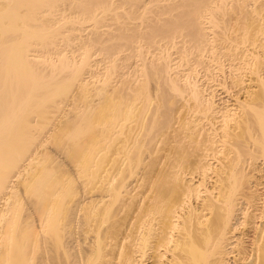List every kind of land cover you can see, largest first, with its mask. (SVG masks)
I'll return each instance as SVG.
<instances>
[{
	"label": "bare ground",
	"instance_id": "6f19581e",
	"mask_svg": "<svg viewBox=\"0 0 264 264\" xmlns=\"http://www.w3.org/2000/svg\"><path fill=\"white\" fill-rule=\"evenodd\" d=\"M246 1L239 0V9L241 4L249 6ZM213 4L219 2L0 0V264H149L152 260L160 264H264V0L250 2L253 8H241L247 16L255 6L260 15V21L257 14L254 19L259 25L245 19L251 24L246 26L243 20L244 28L250 26L251 31L239 26L242 21L236 25L245 31L244 38L240 34L243 40L236 37L238 29H233L232 37V26L226 34L223 19L226 30L220 35L225 36L218 35L222 41L216 35L211 37L206 24L215 12ZM250 21L255 23L254 29ZM213 25L221 27L219 21ZM77 52L82 55L80 60ZM95 54L99 57L93 61ZM213 61L222 67L228 63L229 70L218 64L221 70L227 69L226 76L221 71L227 78L219 84H227L222 87L231 89L236 104H229L230 100L219 97L207 81L198 79V69L213 71ZM96 68L107 72L100 74ZM118 68L127 77L122 75L125 80L120 82H126L128 90L127 84H122L120 91L111 87V75ZM216 69L211 78L220 71ZM192 71L198 75L193 76ZM246 82L255 83L247 89ZM154 89L161 91L163 99L167 94H173L172 98L180 95L183 107H188L183 110L190 112L184 114L190 117L186 116V121L181 116L186 122L173 131L169 113L174 110L171 112L165 99L170 112L163 113L160 108L163 118L159 109L156 113L157 105L151 125L144 128L140 123L142 130L135 132L136 138L133 132L135 140L129 139L137 129L131 123L144 119L152 97L158 98L159 91ZM242 89H247L242 94L245 99L240 98ZM69 98L73 114L67 113L69 118L60 121L68 120V125L52 127L48 141H56L64 155L78 163L73 164L81 173L76 171L79 178L85 176V182L98 183L99 188L106 186L107 194L100 197L79 195L81 190L73 187V180L63 176L67 174V168H62L65 163L46 151L45 141L39 140ZM141 99L143 108L141 102L135 108ZM171 125L176 132L172 137L177 140L166 136L169 148L155 147L153 140H159L160 132L163 136ZM95 126L100 130L92 132ZM116 128H130L131 133L124 135L126 141L114 135ZM89 130L92 133L85 137ZM66 135L67 141L61 144ZM104 139L109 142L108 151H113L116 143L123 146L114 149L124 153L122 166L119 163L114 168L118 175L105 167L112 157L106 150L101 156L110 160L95 157L104 149ZM145 164L149 167L142 171ZM134 168L142 172L136 181H129ZM27 193L36 201H25ZM34 202L37 207L31 205ZM116 202L114 219L106 211H112ZM104 212L105 218L112 217V223L100 218ZM123 213L132 217L128 228L124 223L125 232L119 218L125 220L128 215ZM33 214L40 218L42 233L56 236L55 258L47 257L44 243L39 244L43 238L38 236L40 230L24 226V222L34 225L35 221H27ZM120 214L125 218H117ZM61 232L70 233L69 238ZM45 237L47 241V234ZM31 244L34 251L28 248ZM46 245L50 249L51 245ZM40 249L43 251L38 254ZM29 250L32 252H26Z\"/></svg>",
	"mask_w": 264,
	"mask_h": 264
},
{
	"label": "rangeland",
	"instance_id": "374dc122",
	"mask_svg": "<svg viewBox=\"0 0 264 264\" xmlns=\"http://www.w3.org/2000/svg\"><path fill=\"white\" fill-rule=\"evenodd\" d=\"M252 1H253V0H252ZM252 1H251V0H247V1H246V3H249V4H246V5H249V6H247V7L253 8V5H252V7H251V4H250V2H252ZM260 1L262 2V0H260ZM218 2H219L218 6L215 5V4H213V5H215V7L213 8V11H215V12H213V15H216V14H217L216 17H218V18H216V17L214 16V18L212 19V16H213V15H210V14H209V15L211 16V18H208V19H207V21L209 20V23H210V24L207 23L206 25H209L208 27H209V32L211 33V34H210L211 37H212V35H213V36H215V35H216V36H218V35H219V36H222V35H220V33H221V31H224V29L226 30L225 27H227V29H228L227 32H226V34H227V33H230V31H231V26H232V30H233V29H234V30H237V29L239 30V28H240L239 26H241L243 29H245L244 27H246V26L249 24V22L247 23L246 20L248 21L249 19H250V20L253 19V22H255L254 19L257 18V16H258V18H259L258 20L260 21V15H258V13H257V12L259 11V9H258L257 7H255V6H254V9H252V10L249 8V11H252V13L247 11V12H246V13H247V16H246V14H243V13L245 12V9H241V8H243V6H244V8H247V7H245V5H242V4L240 5V4H239L240 6H242V7H240V9H239V7H238V2H239V0H217V3H218ZM258 3H260V2H257V5H258ZM216 7H217V8H216ZM218 8H219V9H218ZM221 8H223L222 10H224L223 13L225 12V14H223V13L221 12L222 10L220 11ZM255 8H256V10L258 9L257 12L255 11ZM214 9H216V10H214ZM247 9H248V8H247ZM247 9H246V10H247ZM253 10H254V11H253ZM241 11H244V12L241 13ZM254 12H255V13H254ZM249 13H251L250 15H252L253 17H252V16H250L251 18L248 17V14H249ZM256 14H257V16L255 17ZM259 14H261V12H260ZM243 15H245V16H243ZM241 16H242V17H241ZM240 17H241V18H240ZM247 17H248V18H247ZM222 19H223L224 21H226V23H227L228 25H227L226 23H225L226 26L223 25V24H224V21H223ZM238 19H239V21H238ZM245 19H246V20H245ZM212 20L214 21V23L212 22ZM243 20H244L245 23L243 22ZM258 20H256V22H258ZM210 21H211L212 23H211ZM215 21H216V23L219 21L221 27H217V25H216V27H217V28H216L215 25H213V24H215ZM241 21H242V25H239L238 27H236V25H238L239 22L241 23ZM253 22L250 21V23H252V26H251V27H253V29H254V28H255V27H254V24H255L256 22H255L254 24H253ZM236 23H237V24H236ZM243 23H244L245 25H246V23H247V25L245 26ZM210 25H211V26H210ZM222 25L225 26V27L222 28V27H223ZM234 25H235L236 29H235V27H233ZM249 25H251V24H249ZM255 25H259V24L256 23ZM218 26H219V25H218ZM229 26H230V28H228ZM212 27H213V28H212ZM242 28H240V29H242ZM243 29H242V31H243ZM253 29H252V30H253ZM210 30H212V31H210ZM234 30L231 32V33H232V37L235 36L234 32H236V31H234ZM238 30H237V33H236V37H237V38L240 37L239 39H241V36H242V35L244 36V34H242V33H244L245 31H243V32L240 31V32H241V33H240V32H238ZM245 30H246V31H247V30H248V31H251L250 26H249V29H245ZM207 31H208V30H207ZM219 31H220V32H219ZM228 31H229V32H228ZM218 32H219V34H218ZM224 32H225V31H224ZM224 32H222V34H224ZM238 33H239V34H238ZM240 34H241V36H240ZM228 35H230L229 37H231V34H228ZM238 35H239V36H238ZM216 36H215L216 39L222 41V37L225 36V35H223L222 37H219V36H218L220 39L217 38ZM243 36H242V38H244ZM212 39H213V38H212ZM227 39H228V37H227ZM241 40H243V39H241ZM226 42H227V41H225L224 44H225ZM226 44H227V43H226ZM180 45H181V43H180ZM153 49H154V48H152V50H153ZM174 49H176V48H174ZM174 49H173V50H174ZM155 50H157V49H155ZM155 50H154V52H155ZM158 51H159V49H158ZM158 51H156V53H159ZM174 51L176 52V50H174ZM174 51H173V52H174ZM149 53L152 54L153 52H149ZM149 53L147 54V55H148L147 57H151V56H149V55H150ZM75 54L77 55L76 57H77L78 60H80V59L82 58V55H79L78 52L75 53ZM152 55H154V54H152ZM74 56H75V55H74ZM98 57H99V55H98V54H95V55L92 57V60L94 61V60H96ZM135 58H136V57H135ZM137 58H138V57H137ZM137 58H136V60H137ZM218 59H219V58H218ZM134 60H135V59H134ZM136 60H135V61H136ZM211 63H213V64L216 65V66H215V65L212 64V66L215 67V68H211L213 71H208L209 69L206 71L204 68H200V69H198V71L200 70L201 73H200V72L198 73L197 71L194 72V73H193V71H192L191 73H193V76L199 74V75H198V79H202V78H203L205 81H207V82L209 83V85H211V88L215 89L216 93L220 95L219 97H222L223 99L226 98V99H227V102H229L228 100H230L229 104H231V105H232V103H233V104H236L235 102L232 101L233 99H235V101H236V98L234 97V95L231 94V95H233V96L230 97V94H229V91H228L230 88H228V86H227L228 89H225L226 87H225V88L222 87V86H225V85H227V84L220 85V84H222V82H224L225 79L227 78V77H226V78L224 79L223 77H225V76L227 75V74H226V71H227V69L229 68L228 63L226 62V64H227V65H225L226 67L224 66L225 62H224V64H223V66H224L225 68H227L226 70H223L224 67H222L221 63L219 64L217 61H216L215 63H214V61L211 62ZM216 63H217V64H216ZM222 63H223V61H222ZM218 64L221 65V68H223V69H222L223 71L221 70V68H218V67H219ZM101 66H102V65H101ZM101 66H100V68H101ZM216 67H217V69H216ZM198 68H199V67H198ZM215 69H216V72H218L219 69H220V71H219L218 73H215V75H217L216 77H215V75H214V76H213L214 78H211V77H210V76H211L210 73H211V72H214ZM217 70H218V71H217ZM228 70H229V69H228ZM221 71H222V72H225V73H224L225 76L223 75V73H222ZM96 72H98V73L104 75V74H106L107 71H104V70L101 71V69L98 70V69L96 68ZM140 73H141V72H140ZM140 73L138 72V74H140ZM196 73H198V74H196ZM134 74H136V73H133V74H131V75H134ZM138 74H137V75H138ZM141 74H142V73H141ZM213 74H214V73H213ZM213 74H212V75H213ZM221 74H222V75H221ZM122 75L124 76V73H123V71H122L120 68H118L117 70L114 71V73L111 75V87H113V86L115 87V86H116V88L120 91V86H121V88H124V87H122V84H123V85L125 84V86H126V84H127L126 82H125V83H121V82H120V81L122 80V78H123ZM218 75H219V76H218ZM87 76H88V75H87ZM100 76H102V75H100ZM125 76H126V75H125ZM125 76H124V77H125ZM127 76H128V75H127ZM90 77H91V75H90ZM195 77H196V76H195ZM126 78H127V77H125V79H126ZM246 78L248 79L249 76H247ZM123 79H124V78H123ZM125 79H124V80H125ZM203 79H202L201 81L205 82ZM96 80H97V79H96ZM124 80H123V81H124ZM123 81H122V82H123ZM221 81H222V82H221ZM228 81H229V80H228ZM228 81H227V83H228ZM98 83L100 84L101 82L98 80ZM119 83H121V85H119V87H118L117 84H119ZM137 83H138V82H137ZM137 83H136V84H137ZM219 83H220V84H219ZM252 83H253V82H249V83L246 82V84H245L246 86L249 84V86H247L246 88L248 89ZM254 83H255V82H254ZM254 83H253V85H254ZM139 84H140V83H138V85H139ZM134 85H135V84H134ZM156 85H157V84H156ZM209 85H208V86H209ZM152 86H153V85L151 84V88H152ZM154 86H155V85H154ZM111 87H110V90H111V89H115V88H111ZM127 87H128V84H127V86H126L125 88L127 89ZM134 87H135V86H134ZM136 87H138V86L136 85ZM155 88H157V86H156ZM126 89H125V90H126ZM247 89H246V90H247ZM125 90L123 89L122 92H124V93L127 92V91H125ZM127 90H128V89H127ZM155 90H157V89H154V91H155ZM226 90H227V91H226ZM230 90H231V89H230ZM246 90H245V89H242V90H240V92L238 91V92L241 94V96H240L241 99H245V98H243V96H244V92H245ZM119 91H118V92H119ZM129 91H130V89H129ZM157 91H159V90H157ZM157 91H156V92H157ZM242 91H243V93H241ZM160 93H161V91L157 92V94H159L160 96H159V95L157 96V95H155V93H154V95L157 96L158 98H155V97L153 96L154 98L152 97L151 102L149 101L150 104H149V105L147 104L148 106L152 105V106H150L151 108L148 107V111H147V108H146V111H145V112H147V113L149 114V116H147V115H148V114H147L146 117L144 118L145 120L147 119L148 122H147V120H146V122H145V121H144V122H143V121L140 122L141 119L144 120V119L141 117V119L138 118V119L136 120V121L139 120V123L136 122L135 125H134L133 122L131 123V125L133 124L134 128H137V129H133V128H132L133 126H129V127H131V130H132V129L134 130V131H131V130H130V131L132 132V134H133V132H134V134H135L136 131H138V133H139V132L142 130V129H140L141 126H143V127L145 126L144 128H146V126L148 127V125H151V124H149V121H150V122H151V121L153 122V120H151V119H152V116L155 114V112H154L155 110L153 111V109H155V107H156L157 105H160V106H158V107L156 108V113H158V112H157V109L160 110V108H161V110H162V109H163V110H165V109L167 110L168 108H170V107H168V105L170 104L169 106H171L172 110H171V109H168V110H169V112H170V110H171V112H173V110H174V113H173V114L169 113V116L172 115V117H171L172 119H171V120H172V122H173V123H172V122L170 123V121H169V124H173V126H174L175 129L171 128V127H173V126L171 125V126L168 128L169 130L167 129L168 131H167L165 134H163V136H161V132H160V137L157 136V137L159 138V140L157 139V137H156L157 140H153V142H156V143H154V145L157 144L158 147L160 146V148H162V149H163V147H164L165 150H167V148H169V146L166 145V142H165V141H167V139L165 140V138L168 137V140H169V138H172V139H173V137H172V133H175V134H176V132H173V131L178 130V127H179V128H182V127H183V126H182L183 124L181 125V122L183 123V121H185L186 119L188 120L187 117H190V116L187 115V114H186V115L184 114V113H186L189 109H188L187 111H186V110H185V111L183 110V109H187L188 107H187L186 105H185V106H186L185 108L183 107L184 104H183L182 102H184V101L182 100L183 98H182L180 95H175V97L172 98V97H170V96L173 95V94H167V95H166V98L164 97V99H163V98H160V97H161V94H160ZM230 93H231V92H230ZM239 93H238V94H239ZM240 94H239V95H240ZM242 94H243V96H242ZM245 94H246V92H245ZM176 96H178V97H176ZM179 96H180V97H179ZM227 96H228V97H227ZM162 97H163V96H162ZM169 97H170L171 99H169ZM229 97H230V98H229ZM159 98H160V99H159ZM181 98H182V99H181ZM157 99L161 100V101H159L160 103H158V100H157ZM162 99H163V101H162ZM165 99L169 100V104H168V103H166L167 105L165 104V102H168V101L165 100ZM226 99H225V100H226ZM70 100H71V99L69 98V100H66V101H64V102L61 104V107H62V108L56 113V116H55V119H54V123H52V124L50 123V125H51L50 128L48 127V128H49L48 130L46 129L45 132H44L43 134L39 135V136H40V139H39V137H38V139H39L41 142H44V141H45V146H44L43 148H44V149H47L46 151H48V152L51 151V152L53 153V155L57 158L58 161H59V160H60V161L62 160V164H64V163H65V164L67 163L66 165L70 164V165H68V166H66L65 164H64L65 166L62 165L63 171L67 168V170H66L67 174H66V173H63V174H65V175H63V176H64L65 179H67V180L69 179V180H68L69 182H70V179L73 180L74 185H76V186H73V187H76V188H78L79 190H81V191H78V189H77V191L79 192V195H80V193H81V194L84 193V195H86V196H87V194H88V197H91V196H93V197H95V198H96L97 196L100 197L102 194H107V192L105 193V191H107V190H105V189H107V188H105L106 186H104V187L101 186V188H99V187H100V184H99V186H97L98 183H97L96 186H95L94 182L92 183V181H91V183L85 182V178H86V177L83 176L84 174H82V176H83L82 178H81V176H80V178H79V173H80V171H78L79 169H78L77 166L75 165L77 162L74 161V160H73L72 158H70V157L67 158V156L64 155L65 152H64V151H61V148H60V147L58 148L59 145H57V142H56V141H54V142H53V140L48 141V138H49V135H50V132H51L50 130L52 129V127H53V129L55 130L56 128H54V126H55V127L58 126V127L60 128V127H64V126H63V125H65L64 123H66V124L68 125V120H67L66 122L62 123V124H61V122H63V119H67V118H69V117H66V114H67V113L70 112V113H69L70 115L67 114V116H71V114H73V112L71 113L72 105H71ZM153 100H154V101H153ZM155 100H156V101H155ZM164 101H165V102H164ZM136 102H137V101H136ZM136 102L131 103V105H133V104L136 103ZM140 102H141V104H140ZM156 102H157V104H156ZM163 102H164V103H163ZM69 103H70V106H69ZM151 103H152V104H151ZM81 104H82V103H81ZM139 104H140L141 106H140ZM144 104H145V103H144V100L141 99V100L139 101V103L137 102V103L135 104V105H136L135 108H137V107H139V106H140V108H141V107L143 108ZM163 104H165L167 107H165V105H163ZM181 104H183V105H181ZM137 105H138V106H137ZM142 105H143V106H142ZM162 105H163L165 108H163ZM129 106H130V105H129ZM133 106H134V105H133ZM235 107H236V106H235ZM237 108H238V107H237ZM68 109H69L70 111H68ZM66 110H67V112H66ZM150 110H151V111H150ZM161 110H160L159 113H158V114H160V115H163L164 112H168V110H167V111H163V110H162V112H163V113H162ZM149 111H150V112H149ZM237 111H238V110H237ZM239 111H240V110H239ZM108 112H109V111H108ZM142 112H144V111H142ZM142 112H141V115H144ZM145 112H144V113H145ZM151 112H152L153 114H151ZM240 112H242V109H241ZM110 113H111V112H109V114H110ZM189 113H190V112L188 111V114H189ZM64 114H65V116H64ZM109 114L107 113V116H109ZM158 114H157V115H158ZM160 115H159V116H160ZM175 115H176L177 117H175V119H173V116H175ZM184 115H185V116H184ZM150 116H151V117H150ZM154 116H155V115H154ZM181 116H182V118L184 117L185 120L183 119V120L181 121V120H180V119H181ZM186 116H187V117H186ZM160 117H161L160 119H162V116H160ZM178 117H179V118H178ZM132 118H133V121H134V117H132ZM153 118H154V117H153ZM163 118H164V115H163ZM154 119H156L157 121H159V120H158L159 118H157V117L154 118ZM176 119H177V120H176ZM61 120H62V121H61ZM179 120H180V121H179ZM187 120H186V121H187ZM60 121H61V122H60ZM64 121H65V120H64ZM174 121H175V122H174ZM177 121L180 122V125L178 124L179 122H177ZM186 121H185V122H186ZM128 122H129V120H128ZM128 122H127V124H128ZM130 122H131V121H130ZM130 122H129V123H130ZM152 122H151V123H152ZM185 122H184V124H185ZM59 123H60V124H59ZM140 123H141V124H140ZM176 123H177V124H176ZM127 124H126V126L130 125V124H128V125H127ZM139 124H140L141 126H140ZM163 124H164V123H163ZM165 124H166V123H165ZM175 124H176V125H175ZM56 125H57V126H56ZM136 125H138V126H136ZM161 125H162V124H160L159 127H162ZM48 126H49V125H48ZM101 126H102V125H101ZM181 126H182V127H181ZM58 127H57V128H58ZM95 127H96V126H95ZM95 127H93V128L91 129V130H93L92 132L97 131V130H98V131L100 130L99 126L96 127V128H95ZM164 127H165V126H164ZM166 127H167V126H166ZM184 127H185V126H184ZM101 128H102V127H101ZM118 128H119V127H118ZM120 128H121V127H120ZM127 128H128V127H125V129H127ZM144 128H143V129H144ZM116 129H117V128H116ZM116 129H115V130H116ZM129 129H130V128H129ZM129 129L126 130V131H124V129H123V130L120 129L121 131L117 129L119 133L116 132V134H114V135H117V136H120V137H121V135L123 134L122 131H124V132H126V134L124 133L123 136H124V135L127 136L128 133H131V132L129 131ZM139 129H140V130H139ZM172 129H173V131H172ZM91 130H89L88 132H86V133L84 134V136L87 137V135L91 134V133H92ZM117 130H116V131H117ZM180 130H182V129H180ZM128 131H129V132H128ZM89 132H90V133H89ZM120 132H122V134H121ZM170 132H171V133H170ZM88 133H89V134H88ZM95 133H96V132H95ZM117 133H118V134H117ZM136 133H137V132H136ZM167 133H168V134H167ZM120 134H121V135H120ZM134 134H133L132 136H131V135H128L129 139H130V137H131V139H133L134 137L136 138V134H135V136H134ZM67 135H69V133H68ZM67 135L64 136L65 138L63 137L64 139H61V140L59 141L61 144H62L63 142H66V141H67V139H66V138H67ZM114 135H113V137H114ZM137 135H138V134H137ZM164 135H165V136H164ZM173 135H174V134H173ZM70 136H72V135H69V137H70ZM123 136H122L121 138L119 137V139L122 140V141H123V140L126 141L128 137L125 138V136H124V138H123ZM133 136H134V137H133ZM166 136H167V137H166ZM170 136H171V137H170ZM174 136H175V135H174ZM69 137H68V141H69L68 143H70V141H71V140H69ZM161 137H162V138H161ZM114 138H115V137H114ZM122 138H123V139H122ZM135 138H134V140H135ZM175 138H176V140H177V136H176ZM65 139H66V140H65ZM146 139H147V138H146ZM146 139H145V140H146ZM160 139H161V142H160ZM64 140H65V141H64ZM104 140H105V139H104ZM104 140H103V142H104ZM116 140H117V139H116ZM163 140H164V141H163ZM173 140H175V139H173ZM176 140H175V141H176ZM40 141H39V143H40ZM122 141H120V142H122ZM146 141H147V140H146ZM171 141H172V140H171ZM55 142H56V143H55ZM103 142H102V143H103ZM105 142H106V140H105ZM118 142H119V140H118ZM131 142H132V143H137L136 141H133V140H132ZM148 142H152V140H150V141H148ZM153 142L150 143V147H151V145H153ZM172 142H173V141H172ZM107 143L109 144V142L103 143V144H105V145H104V149H100V151H99V149H98L97 152L99 151L98 153H100V152H101V153H100V154H98V153L95 154V157H96V159H97V156H100V158H103V157H102V156H103V152L106 150V152H108L107 155H109L110 157L112 156V157H111V160H110V159H109V156H107L108 159L110 160L109 162L107 161V160H108L107 157H106V159L103 158L104 160L107 161V165H108V166L105 165V167H108L107 169H111V171H113V172H112L113 175H115V174L118 175V172H117V173L114 172L117 168H116V169H114V168H115L116 164H117V166L119 165L120 161L122 160V158H120V157H123L124 155H122V154H124V153H122L121 150H120V152H119V150L117 151V150H114V149H117L119 146L121 147L122 145H120V144L118 145V143L115 142L118 146H117V145H116V146L114 145V146H115V147H113L114 149L112 148L113 151H108V150H109V145H108ZM129 143H130V142H129ZM160 143H161V144H160ZM170 143H171V142H170ZM58 144H59V143H58ZM106 144H107L108 146H107ZM121 144H122V143H121ZM159 144H160V145H159ZM167 144H168V143H167ZM173 144H175V143H173ZM101 145H102V144H101ZM101 145H100V148L103 147V145H102V146H101ZM130 145H132V144L130 143ZM157 145H155V147H156ZM106 146H107V147H106ZM167 146H168V147H167ZM122 147H123V146H122ZM107 148H108V150H107ZM112 149H110V150H112ZM118 149H119V148H118ZM62 150H63V149H62ZM103 150H104V151H103ZM115 151H116V152H115ZM163 151H164V150H162V152H163ZM106 152H105V155H106ZM111 152H113V153H111ZM114 152H115L116 155H119V154H121V155L116 156V155L114 154ZM117 152H118V153H117ZM101 154H102V156H101ZM113 155L116 156V158H115ZM159 155H161V153H160ZM117 157H119V158H118V159H119V160H118V163H116L117 161L114 163V160H117ZM113 158H114V159H113ZM98 159H99V157H98ZM112 159H113V160H112ZM120 159H121V160H120ZM70 160H71V161L73 160V162H71ZM104 160H103V161H104ZM112 161H113L114 164L112 163ZM73 163H75V164H73ZM108 163H109V164H108ZM111 163H112V164H111ZM121 163H122V161H121ZM121 163H120V166H122ZM77 164H78V163H77ZM104 164H106L105 161L103 162V165H104ZM110 164H111V166H110ZM71 165H72V166H71ZM113 165H114V167H112ZM74 166H75V168H74ZM120 166H119V167H120ZM145 166H147V164H145L144 166H142L143 169H144V170L142 169V171H145V169L147 170V168L149 167V166H147V167H145ZM64 168H65V169H64ZM76 168H77V169H76ZM73 169H75V170H73ZM112 169H113V170H112ZM68 170H69V171H68ZM76 171H78L79 173L77 174ZM133 171H134L135 173H134V172H133L134 174L131 173L132 176L130 177V180H129V181H131V180H132V181H136V180H137V177H139V175H140V174L138 175V173H139V171H141V170L138 169V172H137V170L134 168ZM142 171H141V172H142ZM68 172H69V173H68ZM72 172H73V175H72ZM136 172H137V174H136ZM114 173H115V174H114ZM74 174H75V176H74ZM80 174H81V173H80ZM133 175H134V177H133ZM135 175H137V176H135ZM76 178H77V179H76ZM118 178H119V176H118ZM74 179H75L76 181H74ZM64 181H65V180H64ZM86 183H87V184H86ZM92 185H93V186H92ZM101 185H102V184H101ZM77 186H78V187H77ZM100 189H102V191L104 190V191H103L104 193H103L102 191H100ZM25 193H26V192H25ZM100 193H101V194H100ZM119 193H120V192H119ZM122 194L124 195V191H123V193L121 192L119 195L122 196ZM25 195H28V193H27V194H24L25 201H28V200L30 201V200H35V199H36V198L33 199V196H32V195L30 196V194L28 195L29 199H27V196H25ZM99 197H98V198H99ZM119 197H120V196H119ZM122 197H123V196H122ZM30 198H31V199H30ZM26 199H27V200H26ZM119 199H120V198H119ZM199 200H200V198H199ZM29 201H28V202H29ZM35 201H36V200H35ZM32 202H33V201H32ZM118 203H119V202H118ZM118 203L116 202V205H115V204L113 205V207L115 206L116 208L114 207L112 211H110V209L106 211V212H108V214H109L108 216H112V217H113V216L115 215L113 211H116L115 209H117V206L119 205ZM30 204H31V203H30ZM36 204H37V206H38V203H37V202H36ZM36 204H35V202H34V204L32 203L31 205H32V206H33V205L36 206ZM31 205H29V206H31ZM26 206H27V205H26ZM26 206H25V207H26ZM32 206H31V207H32ZM37 206H36V207H37ZM32 208H34V207H32ZM38 208H40V204H39V207H38ZM38 208H37V209H38ZM89 208H90V207H89ZM89 208H88V209H89ZM130 208H131V207H130ZM130 208L128 207L129 210H130ZM35 209H36V208H35ZM91 209H92V208H90L89 210H91ZM97 209H98V208H97ZM99 209H100V208H99ZM128 209L125 208V210H128ZM89 210H88V211H89ZM117 210H118V209H117ZM131 210H132V209H131ZM131 210L128 211V212L130 213V216L132 215V214H131ZM133 210H134V209H133ZM88 211H86V212L88 213ZM96 211H97V210H96ZM109 211H110V212H109ZM86 212H84V214H85ZM35 213H36V212H35ZM37 213H38V212H37ZM37 213H36V214H37ZM110 213H111L112 215H111ZM115 213H116V212H115ZM129 213H128V214L125 213L126 215H128V218H126L125 220H124L123 218H119V217H124V216L126 217V215H125L124 213H123L124 216L121 215L122 213L120 214V216H117V218H119L120 220L122 219V222H121V223L123 224V226H122L123 228H121V229H122V231H124V232H125V229L128 228L129 225H130L128 222H131V220L128 221V219H131V218H132V217L130 218ZM133 213H134V212H133ZM36 214H35V215L33 214L34 216H32V218H31L30 216H29V219L27 218V219H28L27 221H29V222H30V220H31V221H35V223L33 222L34 225H32V224L30 225L28 222H24V226H35L34 228L37 227L35 230L38 229V232H39V230H40L41 233L39 232V235H38V236L41 237V238H42V237L44 238L45 235L47 234V236H48L47 241H48V242L46 241V239L43 240V238H42V241H40L39 244L44 243V247H43V244H42V249L45 250V253H47V252L49 253V255H47V257H49V256H50V257H51V256L54 257V255L57 254V250H58V248H57V246H56V243H57V242H56V239H55L56 236H54L53 234H49V233H47L46 231H45L46 234H45V233H42V231H41L42 229H41V227L39 226V225H40V221H39L40 218L37 217ZM91 214H92V216H91L92 219L95 220V219H94L95 217L93 218V212H92ZM104 214H105V212L101 215L100 218H102V219L105 218L106 215L104 216ZM113 214H114V215H113ZM38 215H39V214H38ZM82 215H83V214H82ZM133 215H134V214H133ZM133 215H132V216H133ZM112 217H111L110 220H112ZM125 217H124V218H125ZM35 218H36V219H35ZM37 218H39V219H37ZM109 218H110V217H109ZM113 218H114V217H113ZM24 219H25V218H24ZM102 219H101V220H102ZM114 219H115V218H114ZM101 220H100V221H101ZM104 220L106 221V220H109V219H108V217H106ZM104 220H102V221H104ZM110 220H109V222H110ZM126 220H127V221H126ZM95 221H96V220H95ZM100 221H99V224H100ZM102 221H101V222H102ZM124 221H126V222H124ZM109 222H107V223H108V224L112 223V221H111L110 223H109ZM94 223H95V222H93V224H94ZM104 223L106 224V222H104ZM119 223H120V221H119ZM124 223H126L125 226L128 225L126 228H124V227H125V226H124ZM127 223H128V224H127ZM38 224H39V225H38ZM90 224H91V222H90ZM93 224H92V225H93ZM97 224H98V223H97ZM105 224H104V225H105ZM108 224H106V225H108ZM61 226H62V224H61ZM120 226H121V225H119V227H120ZM93 227H94V225H93ZM39 228H40V229H39ZM88 228H89V227H87L86 229H88ZM89 229H90V228H89ZM119 229H120V228H119ZM43 230H44V229H43ZM89 231L91 232V230H89ZM43 232H44V231H43ZM90 232H88V234H87L88 236L85 235V237L87 236L88 239H89V237H90V236H89V233H90ZM92 233H93V232H92ZM44 234H45V235H44ZM61 234H62V235L65 234V235H63V237L67 235L66 232H64V233L61 232ZM69 234H70V233H68V235L66 236L67 239L69 238ZM90 235H92V234H90ZM39 237H36V239H38ZM66 237H65V238H66ZM41 238H39V239H41ZM45 238H46V237H45ZM65 238H64V239H65ZM110 240H112V239H110ZM35 241H36V240H35ZM45 242H46L49 246L51 245V246H50V249H47V247H45V245H46ZM34 244H36V243H34ZM48 245H46V246H48ZM30 246L34 247V246L31 244V245L28 246V248H29ZM53 246H54V247H53ZM30 248H31V247H30ZM31 249H32V248H31ZM42 249H40L41 252H40V250H39V253H38V252H37V253H38V254H41L42 251H43ZM46 249H47V250H46ZM32 250L34 251L35 249L33 248ZM32 250H29V251H26V252H32ZM48 250H50V251L52 250V252H49ZM54 250H55V251H54ZM48 253H47V254H48ZM52 253H55V254L52 255ZM28 254H29V253H28ZM31 254H32V253H31ZM38 254H37V255H38ZM50 254H51V255H50ZM37 255H36V256H37ZM54 258H55V257H54ZM51 259H52V258H51ZM151 259H152V258H151ZM49 260H50V258H49ZM49 260H48V261H49ZM150 261H151V260H150ZM150 261H148V262H150ZM151 263H152V264H160V263H153V260L151 261ZM151 263H149V264H151ZM50 264H51V263H50Z\"/></svg>",
	"mask_w": 264,
	"mask_h": 264
}]
</instances>
